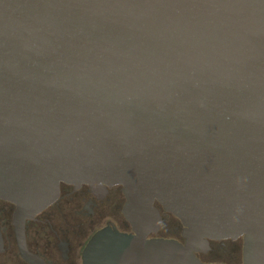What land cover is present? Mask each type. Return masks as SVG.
<instances>
[{
  "label": "water",
  "instance_id": "95a60500",
  "mask_svg": "<svg viewBox=\"0 0 264 264\" xmlns=\"http://www.w3.org/2000/svg\"><path fill=\"white\" fill-rule=\"evenodd\" d=\"M61 184L124 196L83 264H264V0H0V200L22 229Z\"/></svg>",
  "mask_w": 264,
  "mask_h": 264
},
{
  "label": "flooded vegetation",
  "instance_id": "af4514ba",
  "mask_svg": "<svg viewBox=\"0 0 264 264\" xmlns=\"http://www.w3.org/2000/svg\"><path fill=\"white\" fill-rule=\"evenodd\" d=\"M123 204L119 186L82 185L75 189L61 184L58 199L32 218L24 219L21 229L16 225L15 206L0 200V264H83V250L101 229L110 227L131 233L122 215ZM159 211L161 214L160 208ZM175 230L179 232L177 240L182 241L181 225ZM160 231L151 237L173 239L161 236ZM225 243L240 244L233 264H241V239L211 241L207 254L220 252ZM207 254H197V257L202 261L201 256Z\"/></svg>",
  "mask_w": 264,
  "mask_h": 264
},
{
  "label": "rangeland",
  "instance_id": "374dc122",
  "mask_svg": "<svg viewBox=\"0 0 264 264\" xmlns=\"http://www.w3.org/2000/svg\"><path fill=\"white\" fill-rule=\"evenodd\" d=\"M180 228V225L177 223L176 219L171 215L164 217V228L159 233L161 236L166 238H175L174 229ZM239 244V243H238ZM240 245V244H239ZM239 245H232L225 243L220 252L214 251L205 256H201L202 261L209 263H218V264H233L237 261V252L236 248Z\"/></svg>",
  "mask_w": 264,
  "mask_h": 264
},
{
  "label": "trees",
  "instance_id": "16d2710c",
  "mask_svg": "<svg viewBox=\"0 0 264 264\" xmlns=\"http://www.w3.org/2000/svg\"><path fill=\"white\" fill-rule=\"evenodd\" d=\"M157 207H158V209L160 208L159 206H157ZM160 209H161V208H160ZM167 215H168V214H164V213L161 212V216H162V224H163L162 230H163V228H164V217L167 216ZM169 216H170V215H169ZM176 221H177V220H176ZM177 223H178V221H177ZM178 224H179V223H178ZM162 230H161V231H162ZM161 231H160V232H161ZM174 233H175V235H176V236H175V239H179V232L176 231V230L174 229Z\"/></svg>",
  "mask_w": 264,
  "mask_h": 264
}]
</instances>
